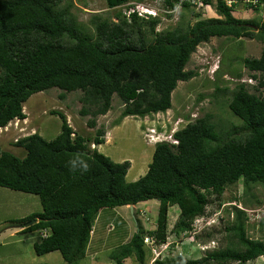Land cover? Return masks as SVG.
<instances>
[{
	"label": "trees",
	"instance_id": "obj_1",
	"mask_svg": "<svg viewBox=\"0 0 264 264\" xmlns=\"http://www.w3.org/2000/svg\"><path fill=\"white\" fill-rule=\"evenodd\" d=\"M67 1L0 0V128L24 120V103L52 88L62 91L60 99L67 93H82L80 114L91 115V128L97 116L111 109L114 95L124 106L116 124L130 116L164 113L171 108L177 82L197 76L184 69L198 45L213 37L253 36L252 23L235 19L221 3L215 10L219 19L157 33L158 19L144 20L135 14L127 19L122 14L120 7L130 0H105L116 21L93 17L89 21L93 35L76 23ZM203 12L191 14L199 18ZM255 25L264 35V22ZM240 63L260 74L264 88V50L259 58H244ZM227 107L247 133L244 139L222 137L210 116L198 118L173 134L176 145L156 143L146 173L134 182L125 179L129 161L115 163L95 150L90 153L87 140L74 134L62 113H57L61 131L53 140L34 133L12 144L25 151L23 157L0 146V187L36 195L42 207L20 221L25 223L23 231L46 234L33 244L35 254L58 251L67 264H79L100 211L156 200V227L146 229L135 218V232L111 255L115 264L131 258L145 264L151 251L166 243L171 207L179 209L174 227L178 237L192 233L197 217L210 216L209 196H220L226 186L239 181L245 186L264 185V96L240 84ZM103 143V132L98 130L92 144ZM244 215L237 211L232 227L226 228L241 249H209L196 259L178 253L153 264H247L264 257V241L245 234ZM259 223L264 227V216ZM145 239L154 244L146 245Z\"/></svg>",
	"mask_w": 264,
	"mask_h": 264
},
{
	"label": "rangeland",
	"instance_id": "obj_2",
	"mask_svg": "<svg viewBox=\"0 0 264 264\" xmlns=\"http://www.w3.org/2000/svg\"><path fill=\"white\" fill-rule=\"evenodd\" d=\"M68 2L72 5L69 12L76 23L86 26L93 35V27L89 25L93 17L100 16L109 18L112 22L116 21L115 11L107 8L105 0H68L66 3ZM141 2L151 6L159 5V0ZM65 4L62 6H66ZM192 11L196 12L192 9L181 10L171 21L158 25L155 32L172 30L179 25L186 28L200 20L220 18L214 7L204 11L199 18L193 17ZM232 16L252 23L250 32L253 36L240 39L213 37L207 43L198 45L184 69L196 72L197 76L187 82H177L171 94V108L166 112L143 118L130 116L116 124L124 106L114 95L111 109L105 115L97 116L96 126L91 128L88 126L91 115L80 114L83 108L80 101L82 93H67L64 99H60L62 91L52 88L33 94L24 103V120H13L0 129L1 149L23 157L25 151L12 145L17 140L34 133L47 141L53 140L61 131V119L57 113H62L74 134L87 140L90 153L95 150L115 163L129 161L130 168L125 179L127 182H134L146 173L155 143L172 142L175 131L198 118L210 116L211 122L218 132H221L222 137L230 134L235 138L244 139L247 133L239 119L228 110L227 104L232 92L240 84L250 93L264 96V88L260 87L263 78L258 73L249 72L240 63L244 58H259L264 50V35L255 25L264 22V12L235 10ZM252 75L257 78L253 79ZM98 130L103 132L104 143L100 146L92 144ZM41 211L38 196L0 187V264H67L58 251L36 255L33 244L41 241V233L23 231L25 223L20 221L32 213ZM237 211L245 214L243 222L246 236L252 240L264 241V227L259 223L264 216V185L245 186L239 181L226 186L222 195L208 197L206 212L210 214L207 217L210 226L200 233H181L175 237L174 227L179 218V209L177 206L171 207L168 211L166 243L159 249L156 247L155 259H171L178 253H184L189 259H196L204 256L206 248L211 245L216 250L241 249L234 233L226 229L232 227ZM157 212L156 200L139 203L132 209L129 206L103 209L94 221L86 255L79 264H115L111 255L128 242L135 232L134 219L137 218L139 225L151 230L156 227ZM163 248L167 250L161 252ZM151 254L145 264H153V251ZM124 264L139 263L131 258ZM247 264H264V257Z\"/></svg>",
	"mask_w": 264,
	"mask_h": 264
},
{
	"label": "built area",
	"instance_id": "obj_3",
	"mask_svg": "<svg viewBox=\"0 0 264 264\" xmlns=\"http://www.w3.org/2000/svg\"><path fill=\"white\" fill-rule=\"evenodd\" d=\"M218 3H221L224 7L230 9L231 13L235 10H242L243 12L248 10L253 12V10L257 9L259 12H264V0H159V5L157 6H151L141 1L130 0L120 8L122 14L127 19H129L131 15L135 14L138 18H142L144 20L158 19L159 25H161L163 22L171 21L174 16L179 15L180 11L185 9V7L195 11H206L212 7L216 10ZM208 226H210V224L207 217H197L192 223V233H200ZM45 236L46 234L44 232L41 233V237ZM144 241L151 243V245L154 244L152 239H145ZM208 248H213V245L207 247L206 250H208ZM154 250L155 249L152 250L154 253V257L152 259L153 262L156 260Z\"/></svg>",
	"mask_w": 264,
	"mask_h": 264
},
{
	"label": "clouds",
	"instance_id": "obj_4",
	"mask_svg": "<svg viewBox=\"0 0 264 264\" xmlns=\"http://www.w3.org/2000/svg\"><path fill=\"white\" fill-rule=\"evenodd\" d=\"M179 14H180V13H179ZM158 25H159V24H158ZM158 25L156 26V28L158 27ZM23 106H24V105H23ZM9 123H10V122H9ZM7 125H8V124H7ZM4 128H5V127H4ZM0 129H2V128H0ZM177 131H178V130H177ZM175 132H176V131H175ZM175 132H174V133H175ZM174 133H173V134H174ZM172 136H173V135H172ZM159 142H166V143L174 144V145L177 144V141H176L175 139H173V137H172V142H171V141H159ZM159 142H156V143H159ZM175 142H176V143H175ZM156 143H155V144H156ZM85 167H87V165H85ZM218 216H219V215H218ZM218 216H216V217H218ZM213 217H215V214L213 215ZM42 233H43V232H42ZM209 249H216V248L213 247V248H208V250H209Z\"/></svg>",
	"mask_w": 264,
	"mask_h": 264
},
{
	"label": "water",
	"instance_id": "obj_5",
	"mask_svg": "<svg viewBox=\"0 0 264 264\" xmlns=\"http://www.w3.org/2000/svg\"><path fill=\"white\" fill-rule=\"evenodd\" d=\"M129 208H131V209H132V208H133V206H129ZM29 224H30V223H28L27 225H29Z\"/></svg>",
	"mask_w": 264,
	"mask_h": 264
}]
</instances>
